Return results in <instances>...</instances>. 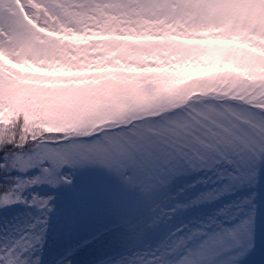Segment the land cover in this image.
<instances>
[{
	"label": "snow or ice",
	"instance_id": "6c2138e0",
	"mask_svg": "<svg viewBox=\"0 0 264 264\" xmlns=\"http://www.w3.org/2000/svg\"><path fill=\"white\" fill-rule=\"evenodd\" d=\"M153 137L264 163V0H0V146L32 144L59 167L119 161Z\"/></svg>",
	"mask_w": 264,
	"mask_h": 264
},
{
	"label": "rangeland",
	"instance_id": "374dc122",
	"mask_svg": "<svg viewBox=\"0 0 264 264\" xmlns=\"http://www.w3.org/2000/svg\"><path fill=\"white\" fill-rule=\"evenodd\" d=\"M5 145L0 254L15 247L18 264H264V163L247 152L182 155L153 137L119 161L83 153L57 167L32 144Z\"/></svg>",
	"mask_w": 264,
	"mask_h": 264
},
{
	"label": "trees",
	"instance_id": "16d2710c",
	"mask_svg": "<svg viewBox=\"0 0 264 264\" xmlns=\"http://www.w3.org/2000/svg\"><path fill=\"white\" fill-rule=\"evenodd\" d=\"M10 147H12L11 145H4V146H2V151H0V155H2V154H5L7 151H9V148ZM21 150V149H20ZM21 151H23V150H21ZM4 165V164H3ZM4 172H5V168H4V166L2 167V168H0V176H2V174H4ZM14 173V172H13ZM15 174V173H14ZM3 176H5V177H7V175H3ZM1 180V179H0ZM3 183V182H2ZM4 183H7V182H4ZM3 183V184H4ZM9 183V182H8ZM5 189H4V186L2 185V186H0V194L4 191Z\"/></svg>",
	"mask_w": 264,
	"mask_h": 264
}]
</instances>
